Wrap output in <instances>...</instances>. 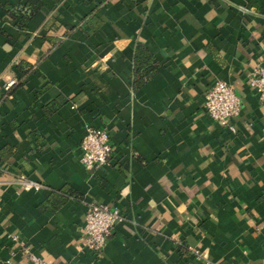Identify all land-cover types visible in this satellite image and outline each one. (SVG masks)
Instances as JSON below:
<instances>
[{
    "label": "crops",
    "instance_id": "0c3cea01",
    "mask_svg": "<svg viewBox=\"0 0 264 264\" xmlns=\"http://www.w3.org/2000/svg\"><path fill=\"white\" fill-rule=\"evenodd\" d=\"M136 43L160 66L134 91ZM258 66L264 0H42L25 30L0 10V264H28L26 250L48 264H260ZM218 81L240 102L234 132L204 110ZM88 128L112 148L91 171ZM20 176L43 188L21 190ZM64 187L80 199L47 206ZM90 204L119 215L100 252L83 242Z\"/></svg>",
    "mask_w": 264,
    "mask_h": 264
},
{
    "label": "built area",
    "instance_id": "2783aa9c",
    "mask_svg": "<svg viewBox=\"0 0 264 264\" xmlns=\"http://www.w3.org/2000/svg\"><path fill=\"white\" fill-rule=\"evenodd\" d=\"M15 84V81L9 82L6 84L5 90L8 91ZM249 85L261 98H264V66L253 69ZM204 110L212 120L219 122L230 132L235 131L233 120L240 112V102L230 85L223 81L213 84L205 94ZM79 148L80 162L88 171L106 166L112 152L108 132L97 128L85 130ZM17 184L23 191H38L43 188L41 184L27 180L23 176L18 178ZM118 219V213L111 211L108 206L90 204L83 228L85 247L91 251L100 252L111 236ZM25 254L28 264H48L28 250L25 251ZM205 264L209 263L205 262ZM260 264H264V257Z\"/></svg>",
    "mask_w": 264,
    "mask_h": 264
},
{
    "label": "trees",
    "instance_id": "16d2710c",
    "mask_svg": "<svg viewBox=\"0 0 264 264\" xmlns=\"http://www.w3.org/2000/svg\"><path fill=\"white\" fill-rule=\"evenodd\" d=\"M57 2L58 0H53ZM42 0H16L15 4H1L0 10L14 22L18 30H25L28 21L41 9ZM52 46L60 44V40L50 39ZM160 63L152 56L149 50L142 43H136L132 57V88L134 91L140 89L149 79L154 77L159 69ZM26 67L32 69L31 66ZM29 71V70H28ZM5 97L4 93L0 92V101ZM79 196L69 189L64 187L58 192H52V195L47 201V206L57 207L69 198H78ZM59 198L54 205V199ZM54 200V201H53Z\"/></svg>",
    "mask_w": 264,
    "mask_h": 264
}]
</instances>
